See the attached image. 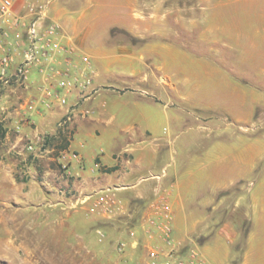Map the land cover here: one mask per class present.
<instances>
[{
  "label": "rangeland",
  "instance_id": "1",
  "mask_svg": "<svg viewBox=\"0 0 264 264\" xmlns=\"http://www.w3.org/2000/svg\"><path fill=\"white\" fill-rule=\"evenodd\" d=\"M171 21L174 26V20ZM158 22L159 25L163 23L162 20ZM247 31L261 48L259 37L252 35V29ZM103 37L112 41L121 36L110 31ZM144 38L149 43L133 45L134 53L142 54L143 61L138 63L130 58L136 71L134 82L119 79L130 76L132 68L112 56L113 51H104L111 57L96 61L99 72L113 75L112 80L105 82L110 90L102 93L99 102H105L108 113L105 119L114 116L116 120L111 126L104 124L102 129L117 127L115 132L118 133L111 137V132H105L102 146L107 149L115 141L121 144L136 135L143 147L171 148L179 165L182 163L197 170L199 190L210 188L209 178L214 175L211 173L215 172L214 167L228 166L227 171L233 169L237 174L240 171L237 164L241 166L245 158L244 177L214 198V205L218 207L214 213L216 225L227 222L225 218L238 224L240 220H236L241 211L233 213L237 197L245 195L241 208L247 209L251 189L259 194L258 199L264 193V109L256 106L261 101L259 97L252 94L236 97L233 91L235 77L244 78L243 75L255 69L239 65L240 69L235 68L232 73L225 63L215 62L219 59L213 51L199 50L193 41L187 49L180 48L176 35ZM166 40L170 45H163ZM150 43V49L146 50ZM143 74L147 75L145 82L140 81ZM257 77L264 79V76ZM165 78L176 86L174 90L162 82ZM238 83L254 89L259 87L255 81L250 85ZM262 85L264 87V82ZM26 90L17 84H0V245L3 248L8 241H15L9 255L0 252V264H154L151 250L159 253L157 264H175L180 260L187 263L192 254L207 264H237L242 249L248 248L245 240L250 230L248 226L241 227L244 231L239 241L219 234L221 227L209 228L213 237L210 236L207 244L209 250H205L206 260L199 251L206 244L194 236L184 241L175 237L174 216L170 209L173 218L171 240L175 246L170 258L173 246L164 242L157 225L146 230L150 239H140L138 223L145 207L125 204L123 198L127 194L121 196L123 198L116 196L124 206V213L102 214L94 204L101 196L97 191L104 187L100 188L95 179L83 173L86 169L84 157L78 151L69 150L75 127L71 135L37 133L39 124L27 115L35 98L28 96ZM39 137L46 138L47 143L41 149L42 155L32 154L28 147ZM66 150L80 156L83 171L75 162L69 163V172L64 171L63 165L68 162L62 163L60 156ZM172 169H167V173ZM98 171L109 172L102 167ZM152 173H160L159 168ZM228 174L225 172L224 176ZM151 213L155 212L148 211ZM152 217L150 223L155 214ZM13 220L23 223L28 235L12 232ZM258 241L253 245L257 246ZM121 244L124 246L120 250ZM262 254L253 264H264V249Z\"/></svg>",
  "mask_w": 264,
  "mask_h": 264
},
{
  "label": "crops",
  "instance_id": "2",
  "mask_svg": "<svg viewBox=\"0 0 264 264\" xmlns=\"http://www.w3.org/2000/svg\"><path fill=\"white\" fill-rule=\"evenodd\" d=\"M40 6L47 7V22L58 24L60 32L57 36L47 37L52 48L54 44L56 48L29 73L26 91L35 100L27 115L32 122L39 124L37 133H60L59 121L69 107L74 108L75 135L69 150L78 151L84 157L86 169L83 173L95 179L100 188L104 187L102 191H97V195L107 190L120 198L127 194L123 198L125 204H142L145 207L138 223L140 239L149 238L146 230L153 225L150 219L154 213L148 214V211L153 212L156 202L166 201L173 212L175 237L184 241L194 236L197 241L206 244L199 248L205 259V250H209L207 244L213 237L209 228L221 227L219 234L230 235L233 240L239 241L244 231L241 227L244 229L245 226L250 228L245 239L248 248L242 249L243 254L237 258V264H253L254 259L261 258L264 249V193L258 199L259 194L251 189L247 196V209L241 208L245 195L237 197L233 213L241 211L236 220H240L238 224L225 218L227 222L216 225L218 222L214 215L218 210L214 205L215 196L226 192L244 177L245 158L241 166V163L237 164L240 169L237 174L233 169L227 171L228 166L214 167L215 172H211L214 175L209 178L212 181L210 188L199 190L196 186L197 170L189 169L182 163L179 165L171 148L143 147L136 135L121 144L115 141L107 149L104 148L102 136L105 132H111V137L118 135L115 132L117 127L103 131L102 126H111L116 118L112 116L106 120L105 102H99L102 93L110 90L105 82L112 80L113 75L99 72L96 61L111 57L104 51H113L112 56L122 59L123 65L132 68L130 76L119 79L134 82L136 71L130 58L141 63L143 55L137 56L133 45L149 43L144 36L176 35L180 48L187 49L193 41L195 48L213 51L219 59L215 57V62L225 63L224 66L232 73L235 68L240 69L239 65L253 67L255 71L246 73L244 78L235 77L233 91L236 97L248 94L259 97L261 101L256 106L264 109V79L257 77L264 76V0H15L12 15L8 19L0 18V26L7 33V39L2 42L6 45L4 48L11 51L16 63L22 60L27 48L22 25L34 18ZM158 20L163 21L162 25ZM171 20H174V26ZM249 28L254 31L252 35L259 37L261 48L249 36ZM110 31L121 37L106 40L103 36ZM101 32H104L103 35ZM164 43L167 46L171 42L166 40ZM151 45L148 44L146 50ZM83 57L89 58V65L82 61ZM107 64L105 67L108 68ZM60 72L67 74L71 80L89 81L85 88L73 89L65 107L50 96L51 85ZM146 80L147 75H141L140 81ZM161 80L170 89L176 88L169 78ZM239 81L249 85L255 81L259 87H245L239 85ZM95 162L109 172L98 171L94 167ZM155 168H159L160 173H152ZM169 168L173 169L167 173ZM225 172L229 173L228 177L224 176ZM156 175L160 177H153ZM208 210L210 212L207 213ZM255 240H259L257 246L253 245Z\"/></svg>",
  "mask_w": 264,
  "mask_h": 264
},
{
  "label": "built area",
  "instance_id": "3",
  "mask_svg": "<svg viewBox=\"0 0 264 264\" xmlns=\"http://www.w3.org/2000/svg\"><path fill=\"white\" fill-rule=\"evenodd\" d=\"M15 5V0H0V18L8 19L13 12ZM46 6H40L37 8L34 18L28 23H24L23 34L27 41V48L23 53V58L19 63H16L13 54L10 50L5 49V44L2 42L7 39V33L3 27L0 26V84L1 85H11L17 84L20 87L28 86V78L30 69L40 65L42 59L46 60L50 53L56 48V44L53 45L47 39L48 36H57L60 32V26L54 22L43 23L46 20ZM82 61L89 65L90 60L88 57H83ZM54 79V84H52L50 96L53 100H56L58 104L62 107L68 106V96L71 94L73 89L78 87L85 88L89 81L80 82L78 79L71 80L67 74L58 73ZM75 113L74 108L69 107L68 111L64 114L61 121L59 122L58 128L60 132H66L71 135L74 128ZM73 136V135H72ZM47 139L39 137L35 140L33 144L28 147V151L34 154L39 152L41 154V149L45 147ZM42 155V154H41ZM36 157H40L37 154ZM42 157V156H41ZM60 160L63 162H68L63 165L65 172H69V163L75 162L76 165L83 171L82 159L80 156L74 152L63 151L60 156ZM99 168V165H95ZM159 178L160 176H153ZM87 200L83 201L85 203ZM94 207L98 209L104 215H119L124 213V206L122 202L110 191L107 190L103 192L101 196L96 200ZM153 211L155 212V217L152 220L153 225L158 226V230L163 233L164 242L168 246H173L170 254L168 255L172 258L174 254L173 241L171 240L172 235V213L170 207L166 201H159L153 205ZM132 235H134L132 233ZM124 244H121L120 250ZM159 253L155 250L150 251V257L153 259V263H156ZM179 259V258H178ZM175 264H207L203 260L197 258L196 254L191 255L190 262H184L183 260L175 262Z\"/></svg>",
  "mask_w": 264,
  "mask_h": 264
},
{
  "label": "bare ground",
  "instance_id": "4",
  "mask_svg": "<svg viewBox=\"0 0 264 264\" xmlns=\"http://www.w3.org/2000/svg\"><path fill=\"white\" fill-rule=\"evenodd\" d=\"M1 216V215H0ZM18 220V219H17ZM12 222H14V227H13V231L12 232H15V231H17V232H23V235L25 234H27L28 235V233H27V229L26 230H24V228H23V223H21V224H18L17 223V221H12ZM16 222V223H15ZM24 231H25V233H24ZM11 232V233H12ZM14 245H15V241H8L7 243H5L4 245H3V248H2V245H0V252H1V254H3V255H9L10 253H11V251H12V248L14 247Z\"/></svg>",
  "mask_w": 264,
  "mask_h": 264
}]
</instances>
